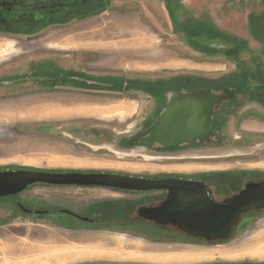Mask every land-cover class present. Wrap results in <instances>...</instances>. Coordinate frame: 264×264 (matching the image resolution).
<instances>
[{
	"label": "rangeland",
	"instance_id": "rangeland-1",
	"mask_svg": "<svg viewBox=\"0 0 264 264\" xmlns=\"http://www.w3.org/2000/svg\"><path fill=\"white\" fill-rule=\"evenodd\" d=\"M166 1L95 0L87 6L77 1L75 16L64 26L0 33V170L204 178L229 189L264 177V106L256 102L243 101L226 116L217 113V132L199 146L164 150L127 143L136 134L144 136L165 107L167 92L182 90L185 76L205 87L250 84L244 72L252 85L264 82L259 21H264V0H171L170 10ZM201 22L209 28L197 35L195 25ZM216 36L230 49L196 41ZM66 75L99 76L110 84L121 80L124 87L138 80L149 87L95 90L98 86ZM161 193L34 184L0 197V256L8 246L10 256L22 257L16 254L46 243L22 246L57 238L60 244L54 245L65 248L61 263L87 258L69 264H264V208L244 213L227 238L205 241L180 237L171 227L166 235L147 228L134 233L112 223L82 225L57 213L84 226L74 229L57 215H29L9 204L74 208L89 215L90 206L101 203L102 217L115 214L112 207L137 217L136 208L159 202ZM66 248H73L69 255Z\"/></svg>",
	"mask_w": 264,
	"mask_h": 264
},
{
	"label": "water",
	"instance_id": "water-1",
	"mask_svg": "<svg viewBox=\"0 0 264 264\" xmlns=\"http://www.w3.org/2000/svg\"><path fill=\"white\" fill-rule=\"evenodd\" d=\"M205 90L168 93V101L158 119L142 133L141 147L154 143L164 148L204 141L209 135L212 106L220 99ZM34 184L52 186L103 187L127 192L165 190L158 206L141 205L139 219L171 225L205 241L229 236L239 218L250 210L264 208V177L246 183L236 194L215 201L201 180L181 177L151 178L114 172L49 171L38 169L0 170V197L18 194ZM87 220V218H82Z\"/></svg>",
	"mask_w": 264,
	"mask_h": 264
},
{
	"label": "flooded vegetation",
	"instance_id": "flooded-vegetation-1",
	"mask_svg": "<svg viewBox=\"0 0 264 264\" xmlns=\"http://www.w3.org/2000/svg\"><path fill=\"white\" fill-rule=\"evenodd\" d=\"M77 1H81V5H86V3H95V0H0V33H11L12 31H15L17 33H28V32H34V31H39L42 29H45L46 27H61L66 25V23L69 21L67 20L68 17L72 16V14H76L75 9L77 7ZM75 16V15H74ZM217 37V36H216ZM201 46H207L208 48H217L218 50H227L230 49L229 44L226 41L220 40L218 37L214 38L212 40L208 39V37H201L196 40ZM234 47V45H232ZM244 74L247 76V79L249 80L243 83V85H236L239 88L234 89L232 87L227 88V87H222V85H214L213 87H205V85L202 86H196L194 88H182V90L177 91H168L166 95V104L168 101V93H191L196 90H205L209 92L210 94L214 96H220L221 98L213 104L212 106V114L210 118V124H209V135L207 138H205L204 141H197L193 144H180L179 146L175 148H164L158 143H154L153 146L161 147L162 149H178L181 146L189 145V146H199L201 144H204L207 142L213 134L217 132L215 127V118L217 113H220L223 116H226V113H229L231 109L236 108L240 103H243V101L247 102H256L259 104H262V99H264V92H259L257 90L258 86L262 85V82H256V85H252V81L250 80L251 77L244 72ZM68 76V79L71 80L72 82H80V83H85L87 85H96L98 86L97 89L95 90H107V91H114L118 92L116 90H113L109 88V86H112L113 84H110L105 81L103 77H83L80 75H66ZM25 79V78H23ZM101 87V88H100ZM109 88V89H108ZM175 91V92H174ZM264 106V104H262ZM166 106V105H165ZM165 108V107H164ZM163 108V109H164ZM162 109V110H163ZM161 110V112H162ZM160 112V113H161ZM225 112V113H224ZM158 114V117L160 115ZM156 118V120L158 119ZM155 120V122H156ZM154 122V123H155ZM153 123V124H154ZM151 124V127L153 126ZM148 127V126H147ZM149 130L147 131L149 133ZM147 133L144 135L146 136ZM144 136H139L136 134L134 137H131L129 139V142L131 146H136V147H141L140 139L143 138ZM128 141V140H126ZM129 147V145H128ZM184 179H193V180H201L204 182V184L209 188L210 196L215 200V201H223L227 198H230L234 194H236L246 183L251 182V181H258V180H249L246 181L243 186L239 188H233L229 189L224 185L217 184L210 182L209 180H206L204 178H184ZM213 180V179H211ZM155 191H162L160 200L159 202H153L148 204L147 206H158L162 203L164 198L166 197L167 192L165 190H155ZM152 192V191H149ZM139 193H144V192H139ZM1 204H6V203H1ZM8 204V203H7ZM12 204L14 209H19V211L25 213V214H31V215H44L48 214L51 216L57 215V213H63L65 215H68L72 217L73 219H76L79 221V224H88V225H106L107 223H112L117 226H128L130 229H133L134 233H139L136 231H139L143 228H147L148 230L154 232L155 234L158 235H166L169 234L167 232V227H171L172 230L174 231V234H177L180 237H186L189 238L190 236L181 232L178 230L176 227H173L171 225H159L155 223H150L145 220L139 219L137 217H132L130 214L132 211L130 210H123L121 214L122 219H118V216H111L110 219L108 217H102L101 214L103 212L105 213L103 206L100 204H97L95 206L91 205L90 206V211L88 212L89 215L83 214L82 212L75 210L74 208H62V207H57V208H52L51 209H39L35 207H26L23 205L21 202H13L9 203ZM145 205V204H141ZM140 205V206H141ZM137 209V208H136ZM107 210V208L105 209ZM122 210V209H121ZM99 212V213H97ZM96 213L98 216H95ZM54 214V215H53ZM95 214V215H94ZM58 218V221H64L65 224L74 229H82L84 226H77L79 224H76V222H73L72 220L68 219H61L60 216H55ZM82 218H87V220H84ZM74 225V226H73ZM137 229V230H135ZM192 237V236H191ZM194 238V237H193ZM201 239V238H200Z\"/></svg>",
	"mask_w": 264,
	"mask_h": 264
},
{
	"label": "crops",
	"instance_id": "crops-1",
	"mask_svg": "<svg viewBox=\"0 0 264 264\" xmlns=\"http://www.w3.org/2000/svg\"><path fill=\"white\" fill-rule=\"evenodd\" d=\"M125 102H123V103H119V104H117V107H123V106H125ZM86 238V237H85ZM92 238V237H91ZM83 239V238H82ZM40 241H38V242H36V241H34V242H32V243H30V244H28V245H24V246H22V247H26V246H30V245H34V246H41V245H44L45 243H46V245L45 246H42L41 248H38V250H26V251H21L20 253H18V254H16V255H20V256H22V259H19V257L18 258H13L12 256H10L9 254H8V252H7V250L10 248V247H6L5 249H3L2 251H1V256H0V264H6L7 262H8V260L10 261L11 259V263L10 264H69V263H72V262H75L76 260H80V259H87V258H78V259H76V260H73V261H71V262H69V263H61L60 262V257H58V258H56L55 256H50V258H47V257H45V251H47V250H51V249H53V248H55L56 247V245H54L55 243L56 244H60V242L59 243H57V238H50V240H47L46 242H44V243H42V242H40ZM49 243V244H48ZM19 245V244H18ZM16 243L15 244H13V246H18ZM21 245V244H20ZM73 248H66V254L67 255H69L70 253H71V251L70 250H72ZM5 252V253H4ZM36 256V258H35V256ZM44 255V256H43ZM46 255H48V254H46ZM42 256V257H41ZM5 257V258H4ZM7 257V258H6ZM34 257V258H33ZM3 258V259H2ZM21 258V257H20ZM48 259V261L47 260H44V259ZM55 258V259H54ZM6 259H7V261H6ZM17 259V260H16ZM30 259H31V261H30ZM38 259V260H37ZM19 260V261H18ZM28 260V261H27ZM33 261V262H32ZM39 261V262H38ZM7 264H9V263H7Z\"/></svg>",
	"mask_w": 264,
	"mask_h": 264
},
{
	"label": "trees",
	"instance_id": "trees-1",
	"mask_svg": "<svg viewBox=\"0 0 264 264\" xmlns=\"http://www.w3.org/2000/svg\"><path fill=\"white\" fill-rule=\"evenodd\" d=\"M170 1L171 0H167L166 1V6H167V8H168V10H170L171 9V5H170ZM259 21H260V24L261 25H263L264 26V21H262L261 20V18L259 17ZM195 27H196V29L197 30H199L198 31V33H197V35L198 34H201V33H205L204 32V30H205V28L207 27V28H209L205 23H203V22H201L199 25H195ZM196 35V36H197ZM233 44H234V42H233ZM235 48V46L234 47H232V49H234ZM188 79H189V77H187V76H185V77H183V80H184V85H182V88H184V87H186V88H194V87H196L197 86V84H196V82H194V83H188ZM176 80H178V79H176ZM122 83H123V81H121V80H117V81H115L114 82V84L112 85V86H109V88H111V89H113V90H116V91H121V90H123L125 87L126 88H131V87H135V88H138V87H149V85H148V83L147 82H143V81H127L126 83H125V87L124 86H122ZM153 88L154 89H157L158 87H154L153 86ZM181 88V89H182ZM178 90L179 88H174V89H172V90ZM257 90L259 91V92H264V82H262V85L261 86H258L257 87ZM262 104H264V99H262ZM106 207H107V210L109 209L108 208V205H109V203H106ZM112 207V206H111ZM118 210V208H116V207H112V210H111V212L112 213H115L114 215L115 216H118V219H122L121 218V215H120V213L121 212H118L117 211ZM114 215H111V216H114ZM110 216V217H111ZM110 217H108L109 219H110Z\"/></svg>",
	"mask_w": 264,
	"mask_h": 264
},
{
	"label": "bare ground",
	"instance_id": "bare-ground-1",
	"mask_svg": "<svg viewBox=\"0 0 264 264\" xmlns=\"http://www.w3.org/2000/svg\"><path fill=\"white\" fill-rule=\"evenodd\" d=\"M49 251V250H48ZM76 253H77V255H79L81 252L79 251V250H74ZM5 253V252H4ZM65 253V248H62L61 249V247H56V248H54V249H52V250H50L49 252H47L46 254H48V255H46L45 254V257H47V258H50V256L52 255V256H55L56 258H58V257H60L59 259H62V255ZM11 254V253H10ZM35 256V255H34ZM44 256V255H43ZM42 257V256H41ZM5 258V257H4ZM7 258V257H6ZM14 258V257H13ZM34 258V257H33ZM35 258H36V256H35ZM3 259V258H2ZM19 259H22V257L20 258L19 257ZM55 259V258H54ZM12 260V259H11ZM17 260V259H16ZM38 260V259H37ZM44 260H47L48 261V259H44ZM6 261H7V259H6ZM19 261V260H18ZM28 261V260H27ZM30 261H31V259H30ZM8 262H9V260H8ZM7 262V263H8ZM33 262V261H32ZM39 262V261H38ZM6 263V264H7ZM11 263V262H10Z\"/></svg>",
	"mask_w": 264,
	"mask_h": 264
}]
</instances>
